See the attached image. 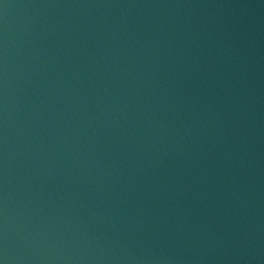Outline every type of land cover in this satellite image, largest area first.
<instances>
[{"label": "water", "instance_id": "obj_1", "mask_svg": "<svg viewBox=\"0 0 264 264\" xmlns=\"http://www.w3.org/2000/svg\"><path fill=\"white\" fill-rule=\"evenodd\" d=\"M2 264H264V0H0Z\"/></svg>", "mask_w": 264, "mask_h": 264}, {"label": "clouds", "instance_id": "obj_2", "mask_svg": "<svg viewBox=\"0 0 264 264\" xmlns=\"http://www.w3.org/2000/svg\"><path fill=\"white\" fill-rule=\"evenodd\" d=\"M0 264H2V262H0Z\"/></svg>", "mask_w": 264, "mask_h": 264}]
</instances>
